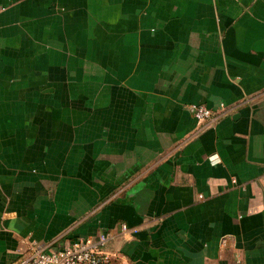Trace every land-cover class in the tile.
Returning a JSON list of instances; mask_svg holds the SVG:
<instances>
[{
    "label": "crops",
    "instance_id": "0c3cea01",
    "mask_svg": "<svg viewBox=\"0 0 264 264\" xmlns=\"http://www.w3.org/2000/svg\"><path fill=\"white\" fill-rule=\"evenodd\" d=\"M101 234L264 264V0H0V264Z\"/></svg>",
    "mask_w": 264,
    "mask_h": 264
},
{
    "label": "built area",
    "instance_id": "2783aa9c",
    "mask_svg": "<svg viewBox=\"0 0 264 264\" xmlns=\"http://www.w3.org/2000/svg\"><path fill=\"white\" fill-rule=\"evenodd\" d=\"M193 116L196 121L206 126L216 123L228 113L225 105L210 109L205 105H193ZM123 231L127 230L122 225ZM229 236L221 238V245L225 246ZM108 235L84 237L64 244H44L35 241L26 244V248L18 253V257L11 264H112V256L105 251Z\"/></svg>",
    "mask_w": 264,
    "mask_h": 264
}]
</instances>
